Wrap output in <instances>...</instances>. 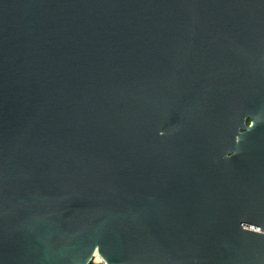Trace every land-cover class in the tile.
<instances>
[{"label":"water","instance_id":"water-1","mask_svg":"<svg viewBox=\"0 0 264 264\" xmlns=\"http://www.w3.org/2000/svg\"><path fill=\"white\" fill-rule=\"evenodd\" d=\"M96 256L264 264V0H0V264Z\"/></svg>","mask_w":264,"mask_h":264},{"label":"built area","instance_id":"built-area-1","mask_svg":"<svg viewBox=\"0 0 264 264\" xmlns=\"http://www.w3.org/2000/svg\"><path fill=\"white\" fill-rule=\"evenodd\" d=\"M256 232H261V230L257 229ZM95 262L98 264H107L104 260H96V257H95Z\"/></svg>","mask_w":264,"mask_h":264},{"label":"bare ground","instance_id":"bare-ground-1","mask_svg":"<svg viewBox=\"0 0 264 264\" xmlns=\"http://www.w3.org/2000/svg\"><path fill=\"white\" fill-rule=\"evenodd\" d=\"M96 260H103V259L99 256H96Z\"/></svg>","mask_w":264,"mask_h":264},{"label":"trees","instance_id":"trees-1","mask_svg":"<svg viewBox=\"0 0 264 264\" xmlns=\"http://www.w3.org/2000/svg\"><path fill=\"white\" fill-rule=\"evenodd\" d=\"M91 264H98V263H96V262H92Z\"/></svg>","mask_w":264,"mask_h":264},{"label":"rangeland","instance_id":"rangeland-1","mask_svg":"<svg viewBox=\"0 0 264 264\" xmlns=\"http://www.w3.org/2000/svg\"><path fill=\"white\" fill-rule=\"evenodd\" d=\"M95 260V259H94Z\"/></svg>","mask_w":264,"mask_h":264}]
</instances>
